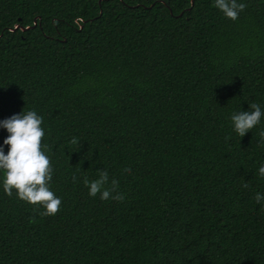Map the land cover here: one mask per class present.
<instances>
[{
  "label": "trees",
  "instance_id": "obj_1",
  "mask_svg": "<svg viewBox=\"0 0 264 264\" xmlns=\"http://www.w3.org/2000/svg\"><path fill=\"white\" fill-rule=\"evenodd\" d=\"M238 2L0 0V121L43 117L62 201L42 216L0 172V264H264V118L231 122L264 109V0ZM100 170L123 201L89 196Z\"/></svg>",
  "mask_w": 264,
  "mask_h": 264
},
{
  "label": "clouds",
  "instance_id": "obj_2",
  "mask_svg": "<svg viewBox=\"0 0 264 264\" xmlns=\"http://www.w3.org/2000/svg\"><path fill=\"white\" fill-rule=\"evenodd\" d=\"M214 7L227 19L236 21L247 5L238 0H214ZM262 118L264 109L253 102L248 111L232 113L233 130L241 138L259 125ZM42 124L43 117L35 110L14 114L0 121V127L8 133L3 141V145H7V154L3 146H0V172L3 173L2 187L7 196L11 197L15 192L18 199L43 209L40 215L53 216L60 211L62 201L50 188L54 169L42 143L45 135ZM259 135L264 140V131ZM69 143L78 145V149L80 147V141L75 137ZM123 171L127 173L130 169L125 168ZM258 175L264 177V165L259 167ZM75 180L74 175L73 181ZM83 183L88 188L90 197L99 194L101 200L124 199V195L118 191L119 181L115 178L110 180L106 170H100L98 178L94 180L85 176ZM242 187L248 188L249 185L245 182ZM254 199L261 203L264 201V195L257 193Z\"/></svg>",
  "mask_w": 264,
  "mask_h": 264
},
{
  "label": "water",
  "instance_id": "obj_3",
  "mask_svg": "<svg viewBox=\"0 0 264 264\" xmlns=\"http://www.w3.org/2000/svg\"><path fill=\"white\" fill-rule=\"evenodd\" d=\"M193 1L194 0H191V6L193 5ZM34 25H35V22H34ZM17 28H19V26L18 25H16V26H14L13 28H11L10 30H15V29H17ZM28 28V26L27 27H20V29L21 30H24V29H27Z\"/></svg>",
  "mask_w": 264,
  "mask_h": 264
}]
</instances>
